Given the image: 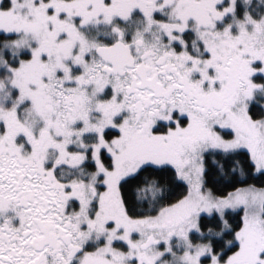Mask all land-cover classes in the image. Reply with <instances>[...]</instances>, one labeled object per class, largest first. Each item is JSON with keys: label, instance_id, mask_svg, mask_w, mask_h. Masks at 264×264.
Returning a JSON list of instances; mask_svg holds the SVG:
<instances>
[{"label": "snow or ice", "instance_id": "snow-or-ice-1", "mask_svg": "<svg viewBox=\"0 0 264 264\" xmlns=\"http://www.w3.org/2000/svg\"><path fill=\"white\" fill-rule=\"evenodd\" d=\"M0 264H264V0H0Z\"/></svg>", "mask_w": 264, "mask_h": 264}]
</instances>
